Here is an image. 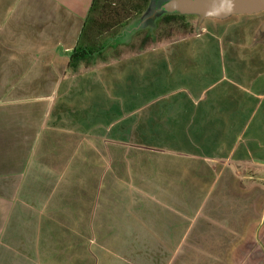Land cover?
<instances>
[{"label": "crops", "instance_id": "1", "mask_svg": "<svg viewBox=\"0 0 264 264\" xmlns=\"http://www.w3.org/2000/svg\"><path fill=\"white\" fill-rule=\"evenodd\" d=\"M91 4L0 0V264H264V10L72 72Z\"/></svg>", "mask_w": 264, "mask_h": 264}, {"label": "trees", "instance_id": "2", "mask_svg": "<svg viewBox=\"0 0 264 264\" xmlns=\"http://www.w3.org/2000/svg\"><path fill=\"white\" fill-rule=\"evenodd\" d=\"M150 1L151 0H121L118 6H116L117 2L114 0H92L90 11L80 35V41H78V44L69 52L68 67L70 70L76 72L77 65L80 63L88 65V60L102 46V44L99 45L91 42V36L94 32H96L98 38L99 35L104 33L116 31L120 26L128 22L132 14H138L144 11ZM165 1L166 0H161L162 4ZM156 16L161 18L160 21L164 23H170L175 17H180L181 21L179 23L185 31L176 35H168L166 38L161 37L163 31H157L153 35L145 33L138 40L128 44L130 47L129 53L140 52L146 47L156 46L165 41L185 37L195 33L200 28L197 21L191 23L185 20L186 16H190L189 14H181L176 11L167 12L161 7L156 13ZM122 55L124 54L120 53L117 54L116 57Z\"/></svg>", "mask_w": 264, "mask_h": 264}, {"label": "rangeland", "instance_id": "3", "mask_svg": "<svg viewBox=\"0 0 264 264\" xmlns=\"http://www.w3.org/2000/svg\"><path fill=\"white\" fill-rule=\"evenodd\" d=\"M114 1L117 2L116 6H118L121 2V0ZM161 6V0H151L144 11L139 14L132 15L131 19L127 23L120 26L119 29L116 28V31L108 32L105 35L102 34L101 36L99 35V38H97V34L94 32L91 36V42L99 45H105L102 50V53L104 52V54L101 53L98 57L113 58L120 53H129L130 47L128 44L138 40L145 33L153 35L157 31H163L161 37L166 38L168 35H176L184 32L185 29L179 23L181 21L180 17H175L170 23L160 21L161 18L156 16V13L159 11ZM189 15L190 16L185 17V20L195 23L198 19L197 16L195 14ZM146 26L147 28H142Z\"/></svg>", "mask_w": 264, "mask_h": 264}, {"label": "water", "instance_id": "4", "mask_svg": "<svg viewBox=\"0 0 264 264\" xmlns=\"http://www.w3.org/2000/svg\"><path fill=\"white\" fill-rule=\"evenodd\" d=\"M161 7L167 12L195 14L200 24L204 18H225L232 14L262 11L264 0H166ZM261 28L264 30V24Z\"/></svg>", "mask_w": 264, "mask_h": 264}]
</instances>
